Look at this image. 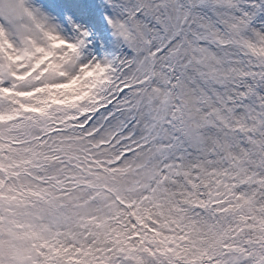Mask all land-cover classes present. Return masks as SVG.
<instances>
[{"label":"snow or ice","instance_id":"obj_1","mask_svg":"<svg viewBox=\"0 0 264 264\" xmlns=\"http://www.w3.org/2000/svg\"><path fill=\"white\" fill-rule=\"evenodd\" d=\"M0 264H264V0H0Z\"/></svg>","mask_w":264,"mask_h":264}]
</instances>
